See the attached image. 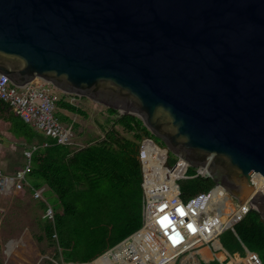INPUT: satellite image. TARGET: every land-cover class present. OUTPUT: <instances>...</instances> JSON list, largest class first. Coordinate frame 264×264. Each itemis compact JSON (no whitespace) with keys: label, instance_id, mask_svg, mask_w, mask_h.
I'll return each mask as SVG.
<instances>
[{"label":"water","instance_id":"1","mask_svg":"<svg viewBox=\"0 0 264 264\" xmlns=\"http://www.w3.org/2000/svg\"><path fill=\"white\" fill-rule=\"evenodd\" d=\"M0 74L140 118L264 221V0H0Z\"/></svg>","mask_w":264,"mask_h":264},{"label":"trees","instance_id":"2","mask_svg":"<svg viewBox=\"0 0 264 264\" xmlns=\"http://www.w3.org/2000/svg\"><path fill=\"white\" fill-rule=\"evenodd\" d=\"M57 108L85 114L64 98L57 102ZM107 111L113 116L112 126L103 138L83 146L59 144L56 139L35 130L0 100V119L9 123V131L23 142L24 150L36 147L31 158L29 183L35 188L46 186L57 198L54 221L46 220L42 224L43 235L38 240L56 237L60 255L66 263L88 264L142 227L140 142L149 138L165 147L140 118L121 116L111 108ZM56 115L63 123L71 121L68 116ZM118 126L132 133L133 138L123 136ZM177 162L178 158L171 155L169 166ZM178 184L183 199L209 191L215 185L212 179L197 176L195 168L191 167ZM27 189L32 192L29 187ZM40 201L44 215L48 204ZM221 243L232 254H244L243 243L257 253L264 264V221L260 213L251 210L235 226L231 238ZM209 264L221 263L214 260Z\"/></svg>","mask_w":264,"mask_h":264},{"label":"built area","instance_id":"3","mask_svg":"<svg viewBox=\"0 0 264 264\" xmlns=\"http://www.w3.org/2000/svg\"><path fill=\"white\" fill-rule=\"evenodd\" d=\"M48 84L37 79L18 87L0 74V100L35 130L56 139L59 144H73V126L61 122L56 114L59 100L68 101L76 96L63 92L60 96L53 94ZM34 150L36 147L24 150L26 165L15 173L0 169V211L4 195L26 192L28 187L34 199L44 201L46 188H35L28 181ZM138 158L143 176V226L116 248L123 264H171L186 253L199 252L204 246L221 256L222 264H262L259 255L243 243L244 254H232L221 243V235L228 229L234 230L251 211L249 201L241 203L216 184L209 191L183 199L178 181L186 177L189 168L179 159L178 164L169 166L167 151L163 154L161 147L149 138L140 142ZM195 170L197 176L208 177L205 169ZM178 173L180 178L174 179ZM170 175L174 176L172 188ZM252 181L256 190L264 192L262 175L254 173ZM170 188L173 192L166 194ZM54 217L55 210L48 204L43 218L53 222Z\"/></svg>","mask_w":264,"mask_h":264},{"label":"rangeland","instance_id":"4","mask_svg":"<svg viewBox=\"0 0 264 264\" xmlns=\"http://www.w3.org/2000/svg\"><path fill=\"white\" fill-rule=\"evenodd\" d=\"M48 89L53 94L62 95L59 89L50 84H48ZM67 100L85 113L84 115L74 114L57 108L58 115L68 116L71 120L64 124L72 125L74 128L72 142L83 146L91 140L103 138L105 131L112 126L110 120L113 116L109 115L107 108L87 97L71 96ZM116 128L123 136L133 138L132 133L126 132L122 127L118 126ZM4 134L5 126L0 125V136L3 139L0 140V169L8 174L15 173L26 163L24 157L25 145L15 136L12 139H6ZM160 147L164 154L167 148ZM176 178L179 179L180 175L174 179ZM44 196L52 205H56L57 198L48 189ZM41 205L42 201L34 199L32 192H29L28 189L26 192L8 194L2 197L0 264H63L56 238L53 240H38V237L43 235L42 224L46 221L43 218ZM232 232V229L226 230L221 235V241L230 239ZM11 243H13L12 250L9 247ZM203 252L202 256L204 258L196 253H186L179 258L177 264H202V262L209 264L210 261L212 262V253L210 251L208 254L207 251Z\"/></svg>","mask_w":264,"mask_h":264},{"label":"crops","instance_id":"5","mask_svg":"<svg viewBox=\"0 0 264 264\" xmlns=\"http://www.w3.org/2000/svg\"><path fill=\"white\" fill-rule=\"evenodd\" d=\"M0 125H2V126H5V137H6V139H8V138H10V139H12L13 137H14V135L12 134V132H10L9 131V123H7V122H5V121H3V120H1L0 119ZM1 132H3V131H1ZM1 137V136H0ZM0 140H3L2 139V137L0 138ZM11 142V141H10ZM5 143H7V142H5ZM45 188H46V190L48 189L46 186H45ZM44 201H46L49 205H51L52 207H53V209L55 210V205H52L46 198H45V196H44ZM57 204V203H56ZM55 212H56V210H55ZM143 226V225H142ZM142 228V227H141ZM140 228V229H141ZM139 229V230H140ZM138 230V231H139ZM137 231V232H138ZM137 232H135V233H137ZM134 233V234H135ZM134 234H132L131 236H133ZM131 236H129V237H131ZM128 237V238H129ZM56 238V237H55ZM127 239V238H126ZM126 240H123L122 242H120L119 244H117L116 246H115V249H113V251H111V253L110 254H107V255H105L103 258H99V259H95L94 261H92L93 263H88V264H123V262L120 260V258L118 257V249H116L119 245H121L123 242H125ZM13 248V247H12ZM114 248V247H113ZM12 250V249H11ZM111 250V249H110ZM109 251V250H108ZM203 251H207V254L209 253V251L212 253V255H213V258H212V260L214 261V260H218L221 264H222V262L220 261L221 259H222V257L221 256H219V255H215L214 253H213V249L211 248V247H209V246H204V247H202L200 250H199V252H196V251H194V252H190L191 254H193V253H196V254H198V255H200V256H202L203 255ZM203 257V256H202ZM219 257V258H218ZM61 258V261H62V263L63 264H72L73 262H71V263H66V262H64L63 261V259H62V257H60ZM204 258V257H203ZM220 259V260H219ZM95 262V263H94ZM177 262H178V260L176 261V262H173V263H171V264H177ZM211 262V261H210ZM209 262V263H210ZM73 264H78V263H73ZM202 264H207V263H204V262H202Z\"/></svg>","mask_w":264,"mask_h":264},{"label":"bare ground","instance_id":"6","mask_svg":"<svg viewBox=\"0 0 264 264\" xmlns=\"http://www.w3.org/2000/svg\"><path fill=\"white\" fill-rule=\"evenodd\" d=\"M162 150V149H161ZM156 152H159L157 149H156ZM172 177V178H171ZM173 177L174 176H172V175H170V177H168L169 178V182H170V186H171V188L172 187H174V184H173ZM171 188L169 189V191L166 193V194H170V193H172V190H171ZM9 247H10V250L12 249V247H13V243H11L10 245H9ZM104 256H101L100 258H103Z\"/></svg>","mask_w":264,"mask_h":264},{"label":"flooded vegetation","instance_id":"7","mask_svg":"<svg viewBox=\"0 0 264 264\" xmlns=\"http://www.w3.org/2000/svg\"><path fill=\"white\" fill-rule=\"evenodd\" d=\"M170 158V157H169Z\"/></svg>","mask_w":264,"mask_h":264}]
</instances>
